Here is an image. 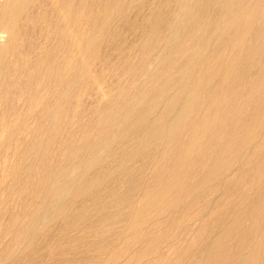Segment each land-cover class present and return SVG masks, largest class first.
<instances>
[{"label":"bare ground","instance_id":"obj_1","mask_svg":"<svg viewBox=\"0 0 264 264\" xmlns=\"http://www.w3.org/2000/svg\"><path fill=\"white\" fill-rule=\"evenodd\" d=\"M90 263L264 264V0H0V264Z\"/></svg>","mask_w":264,"mask_h":264},{"label":"rangeland","instance_id":"obj_2","mask_svg":"<svg viewBox=\"0 0 264 264\" xmlns=\"http://www.w3.org/2000/svg\"><path fill=\"white\" fill-rule=\"evenodd\" d=\"M118 249V248H117ZM117 249H116V251H117ZM90 264H92V263H90Z\"/></svg>","mask_w":264,"mask_h":264}]
</instances>
